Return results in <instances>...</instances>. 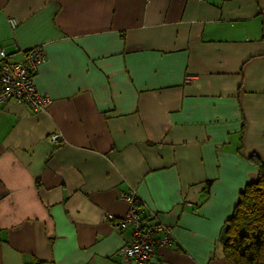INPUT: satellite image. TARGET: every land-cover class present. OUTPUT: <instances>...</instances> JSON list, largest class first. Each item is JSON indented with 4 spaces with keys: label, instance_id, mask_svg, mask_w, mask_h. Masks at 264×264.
Instances as JSON below:
<instances>
[{
    "label": "crops",
    "instance_id": "1",
    "mask_svg": "<svg viewBox=\"0 0 264 264\" xmlns=\"http://www.w3.org/2000/svg\"><path fill=\"white\" fill-rule=\"evenodd\" d=\"M35 47L50 102L0 103V264H135L122 191L171 230L151 264H225L264 162V0H0V51Z\"/></svg>",
    "mask_w": 264,
    "mask_h": 264
},
{
    "label": "built area",
    "instance_id": "2",
    "mask_svg": "<svg viewBox=\"0 0 264 264\" xmlns=\"http://www.w3.org/2000/svg\"><path fill=\"white\" fill-rule=\"evenodd\" d=\"M9 22L14 24L11 20ZM44 58V51L41 47L26 51L23 62L19 63L8 61L4 50L0 51V103L12 100L26 105L34 112L45 110L50 99L38 93L34 82V75ZM194 79V76L187 75L184 82L188 84ZM59 137L58 134H52L49 136V141L56 143ZM119 199L127 204L126 213L119 219L108 215V220L120 230L128 228L131 230V239L119 250V255L124 262L151 264L155 245L171 244V230L162 224L147 226L143 223L141 210L135 205L137 200L135 191H122L119 193ZM155 232L162 234L160 239L154 238Z\"/></svg>",
    "mask_w": 264,
    "mask_h": 264
},
{
    "label": "trees",
    "instance_id": "3",
    "mask_svg": "<svg viewBox=\"0 0 264 264\" xmlns=\"http://www.w3.org/2000/svg\"><path fill=\"white\" fill-rule=\"evenodd\" d=\"M245 160L257 174L240 192L231 216L221 229L225 264H264V162L256 154L248 155ZM135 205L141 210L138 199Z\"/></svg>",
    "mask_w": 264,
    "mask_h": 264
},
{
    "label": "bare ground",
    "instance_id": "4",
    "mask_svg": "<svg viewBox=\"0 0 264 264\" xmlns=\"http://www.w3.org/2000/svg\"><path fill=\"white\" fill-rule=\"evenodd\" d=\"M12 63H17V62H12Z\"/></svg>",
    "mask_w": 264,
    "mask_h": 264
}]
</instances>
